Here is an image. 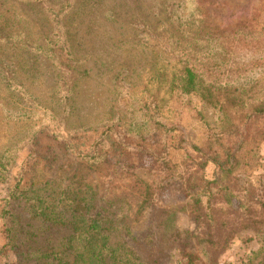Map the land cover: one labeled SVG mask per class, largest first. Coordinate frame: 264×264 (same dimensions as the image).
<instances>
[{
    "label": "trees",
    "instance_id": "obj_1",
    "mask_svg": "<svg viewBox=\"0 0 264 264\" xmlns=\"http://www.w3.org/2000/svg\"><path fill=\"white\" fill-rule=\"evenodd\" d=\"M116 1L0 0L1 106L8 122L22 124V143L31 144L21 161L0 152V264H220L244 232L260 247L243 264H264L259 17L225 28L208 0H150L145 8L141 0H119L133 27L164 51L163 85L136 92L121 68L108 120L76 127L69 122L75 99L93 73L79 56L81 34L113 26ZM41 62L54 71L56 109L42 110L23 82L45 75ZM164 90L212 107L220 125L197 108L200 136L188 139L164 113ZM43 134L56 146H45ZM91 174L103 182H90ZM167 191L186 202L165 206ZM180 214L193 221L192 231L178 227Z\"/></svg>",
    "mask_w": 264,
    "mask_h": 264
},
{
    "label": "rangeland",
    "instance_id": "obj_2",
    "mask_svg": "<svg viewBox=\"0 0 264 264\" xmlns=\"http://www.w3.org/2000/svg\"><path fill=\"white\" fill-rule=\"evenodd\" d=\"M149 1L141 0L140 7L145 8ZM129 2L132 4L134 0ZM208 2L211 4L215 23L221 27H231L248 19L252 13L259 17L264 26V0H208ZM115 4L118 21L113 26L105 23L96 29L94 34H86V31H82L81 34V42L84 46L81 48L79 56L83 57V60L88 59L87 66L93 68V73L90 78L83 82L75 99L74 113L69 122L76 127L99 126L108 120L116 100V81L113 75L121 68L127 69V82L136 92L147 89L151 93H155L159 86L163 85L158 73L161 70L162 59L165 57L164 51L156 45L151 35L141 30L142 28L136 30L133 27L130 23L132 21L131 14L124 3L118 0ZM53 72L48 64L41 62L39 73L45 75L40 78L36 77L34 80L28 79L26 76L23 78L25 85L30 88L33 96L43 106L42 110L45 109V106L56 109L52 100L56 84ZM5 95L3 93L0 97V152L14 154L21 161L29 154L31 144L22 143L25 134L22 124L8 122L4 117L3 106L1 105L5 103L3 100L6 99ZM161 98L165 101V115L179 122L187 138L192 141L197 142L200 136L199 123L195 119V109H200L205 119L212 126L218 127L220 125L218 111L196 98L181 99L165 90L161 93ZM47 110L50 112V109ZM41 141L45 146H56L55 142L46 134L41 136ZM146 162L150 163L149 160ZM94 175H88L90 182L94 178L97 180L95 183L103 182L99 179L101 176L96 174V177ZM2 191L0 189V197L4 194ZM162 202L169 208H175L184 204L186 197L181 193L167 191L162 196ZM178 227L182 230L192 231L195 225L187 215L180 214ZM250 236H253L252 232L241 233L234 241L231 249L221 257L220 264H243L247 258L252 256V253L258 251L260 247L258 239L249 241ZM4 243L3 225L0 219V247ZM170 262L183 264L176 262V258Z\"/></svg>",
    "mask_w": 264,
    "mask_h": 264
}]
</instances>
